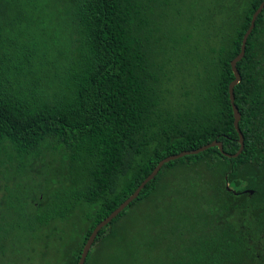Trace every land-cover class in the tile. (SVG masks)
Listing matches in <instances>:
<instances>
[{"label":"trees","instance_id":"obj_1","mask_svg":"<svg viewBox=\"0 0 264 264\" xmlns=\"http://www.w3.org/2000/svg\"><path fill=\"white\" fill-rule=\"evenodd\" d=\"M260 1L212 0L179 21L182 0H0V192L22 219L11 224L29 240L78 208L84 226L60 255L76 264L95 224L158 160L211 140L234 153L229 60ZM235 67L241 151L163 163L83 264H264V5ZM18 177L28 182L10 191Z\"/></svg>","mask_w":264,"mask_h":264},{"label":"rangeland","instance_id":"obj_2","mask_svg":"<svg viewBox=\"0 0 264 264\" xmlns=\"http://www.w3.org/2000/svg\"><path fill=\"white\" fill-rule=\"evenodd\" d=\"M208 1L212 0H182L181 8L184 12L179 21L184 20L183 17L187 14L197 12H204L205 8L207 7ZM193 4V5H192ZM200 5V7H198ZM178 20V19H175ZM192 74V73H190ZM177 82H178V75H174L171 77L170 88L174 91H177ZM176 95V94H175ZM177 96V95H176ZM177 98H181L182 96H178ZM1 158H5L4 154L0 156ZM12 168V167H9ZM32 180L35 185H37L40 180H38L37 175H31ZM19 182L18 186L15 187V183L10 188V191H14V189L23 188L28 182L27 177L20 178L18 177ZM32 180L29 182L32 183ZM31 185V184H30ZM2 193V194H1ZM35 195L40 194V191L37 189L34 191ZM10 202H14V200H9L7 192H0V215H3L5 225L11 224V221L18 220L22 221V219L17 216V211L20 209H15L8 206ZM58 222V221H57ZM80 224V225H79ZM13 230L10 234L6 237L4 244V248H6L7 252L5 256L0 257V264H60V255L62 252L63 247L71 243V239L77 237L76 233H79V230L75 232V227L78 225L79 228H83L84 224L79 223L77 218H73L71 221L64 222L57 224V229L55 231L56 240L54 243H50L47 247H43L42 242L37 239L33 238L28 241V236L23 231L17 230L18 226L15 224H11ZM6 226V228H7ZM61 227V231L59 232ZM17 230V231H16ZM20 252L16 258L9 257L8 255H15L16 253ZM44 253L43 255H41ZM31 254V255H27ZM27 255V256H26ZM101 256V255H100ZM99 255H95L89 264H98L101 261V257Z\"/></svg>","mask_w":264,"mask_h":264},{"label":"water","instance_id":"obj_3","mask_svg":"<svg viewBox=\"0 0 264 264\" xmlns=\"http://www.w3.org/2000/svg\"><path fill=\"white\" fill-rule=\"evenodd\" d=\"M264 5V0H261L258 4V6L255 8V10L252 12L251 16H250V20H249V24L247 26V28L245 29V31L243 32L241 39H240V45H239V50L237 52V54L231 58L229 60V65H230V70L233 74V78L229 81L228 85H227V92H228V99H229V103H230V107L232 110V125L237 133V141L239 143L237 150L234 153H227L224 152L222 149V144L220 141L218 140H211L208 143H205L195 149H191V150H183L180 151L178 153L175 154H170L167 155L163 158H161L160 160L157 161V163L155 164V166L151 169V171L138 183V185L135 187V189L126 197L124 198V200H122L114 209H112L104 218H102L100 221H98L95 226L92 228V230L90 231V233L88 234L86 240L84 241L79 256H78V260L76 262V264H83L85 257L87 255V252L98 232V230L105 225L107 222H109L115 215H117L131 200H133L139 190L143 187V185L150 180L159 170V168L161 167V165L169 160L181 157L183 155L186 154H194L197 153L199 151H202L208 147H212V146H216L217 149L219 150L220 153H222L223 155L227 156V157H233L236 156L242 149L243 147V136L238 128V120H239V112L237 110V107L235 106L234 102H233V86L239 81L240 76L239 73L235 67V63L243 56L244 53V47H245V41L246 38L248 36V34L250 33L251 29L254 26V20L257 16V14L261 11L262 7Z\"/></svg>","mask_w":264,"mask_h":264},{"label":"flooded vegetation","instance_id":"obj_4","mask_svg":"<svg viewBox=\"0 0 264 264\" xmlns=\"http://www.w3.org/2000/svg\"><path fill=\"white\" fill-rule=\"evenodd\" d=\"M35 214H38V213H43L44 214V205L42 203H39L38 204V207L36 208V210H34ZM75 213H80L78 208L74 211V213H72V211H70L67 215V221H71L73 220V215ZM85 216H81V220H80V223L83 222ZM66 220H64V222H67ZM57 221L56 219H49L47 220V222H44L43 224H36L35 226H33L30 234V239H33V238H37L39 239L42 244H43V247H47V245H49L50 243H54L56 238H55V228H57ZM61 223V222H60ZM29 239V240H30ZM28 240V241H29ZM44 253H42L41 255H43Z\"/></svg>","mask_w":264,"mask_h":264}]
</instances>
